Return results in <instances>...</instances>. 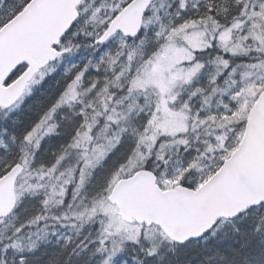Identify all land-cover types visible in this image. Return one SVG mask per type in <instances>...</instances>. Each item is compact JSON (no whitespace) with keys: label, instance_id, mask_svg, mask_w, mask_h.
<instances>
[{"label":"snow or ice","instance_id":"6c2138e0","mask_svg":"<svg viewBox=\"0 0 264 264\" xmlns=\"http://www.w3.org/2000/svg\"><path fill=\"white\" fill-rule=\"evenodd\" d=\"M0 264H264V0H0Z\"/></svg>","mask_w":264,"mask_h":264}]
</instances>
